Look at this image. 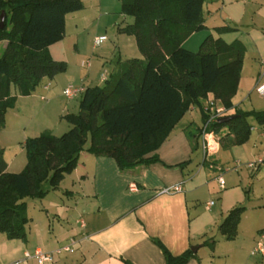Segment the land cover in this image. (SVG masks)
<instances>
[{
  "label": "trees",
  "instance_id": "16d2710c",
  "mask_svg": "<svg viewBox=\"0 0 264 264\" xmlns=\"http://www.w3.org/2000/svg\"><path fill=\"white\" fill-rule=\"evenodd\" d=\"M120 2L121 13L134 20L120 32L136 38L143 58L118 59V70L105 86L86 88L79 112L65 117L72 125L68 132L62 136L44 132L26 140L28 161L23 172L9 173L4 151H0V232L9 239L26 241L30 222L26 199H44L48 194L45 183L58 190L77 168L83 152L114 159L122 172L158 162L157 155L148 156L165 143L193 107L200 108L205 123L209 111L203 101L213 95L214 101L228 105L237 95L245 58L240 42L227 43L210 35L198 52L183 46L206 28L205 0ZM83 8L81 0H0V14H7L6 26L0 30V43L7 42L0 57V130L18 95L31 96L43 80L67 72L68 64L55 61L49 47L65 38L67 16ZM234 30L215 28L219 35ZM234 116L227 123L218 119L209 131L218 135L227 131L234 136V145H242L251 136L250 118L264 125V111L237 110ZM245 210L235 207L220 225L228 240L237 236ZM154 242L166 264H187L196 256L190 249L175 256L160 240ZM206 244L214 249L216 240Z\"/></svg>",
  "mask_w": 264,
  "mask_h": 264
},
{
  "label": "crops",
  "instance_id": "0c3cea01",
  "mask_svg": "<svg viewBox=\"0 0 264 264\" xmlns=\"http://www.w3.org/2000/svg\"><path fill=\"white\" fill-rule=\"evenodd\" d=\"M204 17L206 28L188 38L184 48L196 51L210 35L227 43L240 42L245 49V58L237 95L228 105L215 102L227 109V117L234 116L237 110L257 111L255 105L263 106L251 95L256 92L258 82L264 81V0H205ZM133 21L124 17L122 24H116L119 25L115 48L119 52L118 59L143 58L137 56L136 38L120 32ZM68 22L67 18L66 32ZM224 26L235 30L219 35L215 28ZM0 45L5 49L7 42ZM74 50L67 35L49 47L55 61L68 64L67 72L63 73L68 81L65 89L76 83L81 84L77 87L85 89L99 86L96 81L100 78L96 74L102 69V77H108L111 73L106 69L108 61L115 62L113 73L118 70V59L112 56L108 60L104 52L102 60L98 59L86 73L77 77L74 68L71 69L72 63L81 65L82 59L91 56L81 54L78 44L74 45ZM44 90L51 91V83ZM53 99L50 105L54 104ZM209 101H214L213 95L203 101V106L206 107ZM245 105L253 108L244 110ZM66 109L69 111L68 107ZM250 124L253 126L251 136L242 145H234V136L227 135V131L224 136H219V150L212 156V163L204 161L203 117L197 106L185 115L165 143L148 156L157 155L158 162L122 172L114 159L83 152L71 174V183L61 187L66 176L58 189L75 202L76 229L68 242L76 241L78 254L68 262H55L54 258L47 263L166 264L163 251L154 242L160 240L175 256L199 246L197 253L191 250L196 256L187 264H239L241 261L243 264H264V254H253L259 242L264 244V164L258 163L264 161V125ZM251 163L255 164L254 168L249 166ZM221 174L225 179L224 188L218 180ZM131 185L135 186L133 190ZM175 185H180L182 191L163 192ZM211 202L214 204L209 205ZM237 206H244L246 210L237 236L228 240L219 227ZM62 215L63 211L58 210L56 216L61 218ZM210 239L216 240L214 249L206 244ZM56 245L57 241L46 240L43 246L46 250L39 246L35 252H54L58 249ZM4 252L9 253L7 248ZM30 260L38 264L35 259Z\"/></svg>",
  "mask_w": 264,
  "mask_h": 264
},
{
  "label": "rangeland",
  "instance_id": "374dc122",
  "mask_svg": "<svg viewBox=\"0 0 264 264\" xmlns=\"http://www.w3.org/2000/svg\"><path fill=\"white\" fill-rule=\"evenodd\" d=\"M81 2L84 8L67 16L69 22L66 35L68 41L73 46V51H75L74 45L78 44L81 54L91 56L89 58L92 66L95 65L96 61L98 62V59L102 60L101 56H104V52L108 55V60L112 56L113 59H118L119 52L115 48L119 35V25L116 24H122L124 17L128 19L132 18L122 15L120 0H81ZM105 11L110 13L105 15ZM208 34L206 32V36ZM100 36H107L108 41L100 48L95 49L94 41ZM195 50L194 52H198L200 48ZM3 51V45H0V57ZM137 56L142 57L138 50ZM89 58L82 59L81 65L79 63L78 65L72 63L71 69L74 68L72 70H74L77 77L88 71L87 68L83 67V63L89 61ZM106 67L111 72L107 77L109 78L113 74L115 62L112 60L108 61ZM103 73L104 71L101 69L100 73L96 74L100 78L96 81L99 87L106 85V80L102 77ZM65 79L66 77L62 74L56 78L53 84V80L46 78L31 97L18 95L20 98L16 107L8 111L5 127L0 130V151H4V159L9 165V173H21L25 170L28 161L24 149L26 140L36 138L44 132H50L55 136H62L72 128V125L65 117L68 114L79 112L78 103L80 102V98L69 100L64 96L63 91L68 82ZM49 83L52 85V90L48 92L44 90V87ZM78 85L81 84H75V86ZM93 86L96 87L98 85ZM13 93H16L15 89H13ZM251 97L263 106L257 107L255 105L256 110L264 111V98L256 92H253ZM52 99L54 104L50 105ZM66 107H68L69 111H67ZM243 108L244 110H248L253 107L245 105ZM249 121L258 125L252 118ZM224 134L223 131L219 136H224ZM71 174L67 175L66 181H62V188L71 183ZM44 189L48 191L44 199H26L28 206L27 216L30 219L27 226L26 241L9 239L6 234L0 232V264H35L32 260H24V252L29 251L33 255L35 248L39 246L43 248L46 240L57 241L56 246L58 249L70 245L71 241L68 242V238L74 234L72 231H75L77 221V216L73 210L75 202L60 190H52L49 183H45ZM60 206H64V208H58ZM58 210L63 211L61 218L56 216ZM65 210L66 213L64 214ZM5 248L8 249L9 253L4 252ZM43 249L46 250L45 248ZM74 251V254L63 252L61 255H55V262L60 261L63 263L76 258L78 254L76 253V247H74ZM55 262L53 263L56 264ZM239 264H243V261Z\"/></svg>",
  "mask_w": 264,
  "mask_h": 264
},
{
  "label": "built area",
  "instance_id": "2783aa9c",
  "mask_svg": "<svg viewBox=\"0 0 264 264\" xmlns=\"http://www.w3.org/2000/svg\"><path fill=\"white\" fill-rule=\"evenodd\" d=\"M107 41H108L107 36L97 37L94 41V48L95 49L100 48ZM83 67L90 69L91 62L85 61L83 63ZM262 76L264 77V69L262 71ZM104 79L106 80L107 76L104 75ZM84 91H85L84 87H77L71 85L64 90L63 94L67 99L73 100L76 97L82 95ZM256 92L259 96L264 98V81L260 80L258 82L256 86ZM205 109L209 111V119L207 120V122L203 123L201 129V135L203 138L204 161L208 163L209 162L212 163L211 161L212 156H214L216 152L219 150L220 137L215 132L209 131V127L211 124L215 123L218 119L222 118L225 115V113H227V109L225 107L218 106L215 101H209ZM258 163L264 164V161L260 160ZM249 166L254 168L255 164L251 163ZM223 171L224 169H220V172ZM222 174L219 176L218 180L220 182L221 187L224 188L225 179H224V175ZM133 188H135V186L133 187V185H131L132 190ZM180 191H182V187L180 185H175L165 189L163 192L167 194H171ZM213 204L214 202H211L209 205H213ZM81 224L84 226V222H81ZM75 245H76V241L73 239L70 245L57 249L54 252H44L42 250H37L33 255L27 252L25 254V260L35 259L38 264H46L47 262H52L54 260L55 255H59L63 252L73 253ZM255 253L264 254V244L262 242L258 243L257 248L253 251V254Z\"/></svg>",
  "mask_w": 264,
  "mask_h": 264
},
{
  "label": "water",
  "instance_id": "95a60500",
  "mask_svg": "<svg viewBox=\"0 0 264 264\" xmlns=\"http://www.w3.org/2000/svg\"><path fill=\"white\" fill-rule=\"evenodd\" d=\"M6 18H7V14L5 11H2V13L0 14V30H3L6 26ZM234 118H236V116H229V117H223L219 120V123H227L230 122L231 120H233ZM199 246H194L191 248V250L194 253H197V251L199 250Z\"/></svg>",
  "mask_w": 264,
  "mask_h": 264
}]
</instances>
